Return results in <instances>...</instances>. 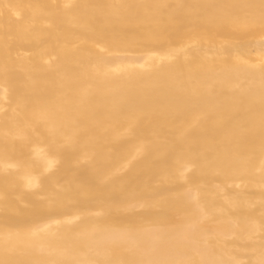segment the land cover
Returning a JSON list of instances; mask_svg holds the SVG:
<instances>
[{"label": "bare ground", "instance_id": "bare-ground-1", "mask_svg": "<svg viewBox=\"0 0 264 264\" xmlns=\"http://www.w3.org/2000/svg\"><path fill=\"white\" fill-rule=\"evenodd\" d=\"M0 264H264V0H0Z\"/></svg>", "mask_w": 264, "mask_h": 264}]
</instances>
